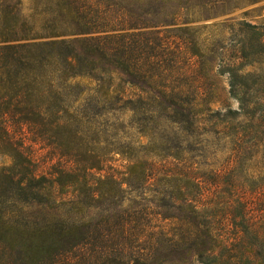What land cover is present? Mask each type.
I'll return each instance as SVG.
<instances>
[{"label":"trees","instance_id":"1","mask_svg":"<svg viewBox=\"0 0 264 264\" xmlns=\"http://www.w3.org/2000/svg\"><path fill=\"white\" fill-rule=\"evenodd\" d=\"M260 2L0 0V264H264V26L179 23ZM125 115L150 141L120 175L80 144Z\"/></svg>","mask_w":264,"mask_h":264},{"label":"rangeland","instance_id":"2","mask_svg":"<svg viewBox=\"0 0 264 264\" xmlns=\"http://www.w3.org/2000/svg\"><path fill=\"white\" fill-rule=\"evenodd\" d=\"M197 17L198 15L188 16L185 12H183L179 16V23L183 26V24L187 20H196V26L210 27L209 25L211 24L219 23L228 19L231 20L232 23L246 21L257 26H264V2L256 4H245L241 6V8L227 15L220 16L209 21H197ZM207 31H211V29L207 28ZM219 87V99L215 102L213 108L223 109L231 106L233 109H238V103L234 100L229 99V86L226 78L220 79ZM90 123L92 124V127L90 131L86 133L87 138L81 142L80 148L82 149L80 150L85 151L83 149H88L91 151H95L96 154L94 155H98L97 153H100L99 155L107 156V158L111 160L110 165L113 166L115 170L120 173V175H123V173L127 171V167L135 161L129 160L127 155L123 156L120 153L127 152L130 147L138 149V147H140L143 143L148 144L150 141V139L144 138L139 135V126L135 122H131V118L126 115L124 116V118H120V120H117L113 116H94L91 119ZM28 145H30L29 142ZM29 149L30 152L33 153L34 158L36 159L42 170L49 171V169H51L53 165H56L59 162L58 159L53 160L49 149L43 148V146L40 144H32ZM112 150H116L119 153L111 154ZM148 157L149 158L147 159L149 161L157 162L158 164L167 163L161 158L156 157L155 155H150ZM169 163L172 162L169 161L168 164ZM12 165V158L6 155H0V171L4 168H9ZM250 173L255 177L252 182L250 181L248 182V184H246V192L255 187L258 188L260 185L263 186L261 187V189L256 190L255 193L248 192V195L253 197V200L255 201L258 208V213L264 215V185L258 181V178L261 177L262 174H259L257 169L251 170ZM237 191L233 193L238 194L241 189L237 188ZM195 264L198 263L196 262Z\"/></svg>","mask_w":264,"mask_h":264}]
</instances>
